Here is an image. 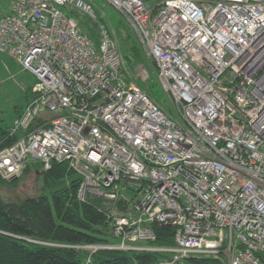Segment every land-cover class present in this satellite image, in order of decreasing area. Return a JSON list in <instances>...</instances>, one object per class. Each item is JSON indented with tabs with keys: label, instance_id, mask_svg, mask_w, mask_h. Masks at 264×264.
<instances>
[{
	"label": "built area",
	"instance_id": "2783aa9c",
	"mask_svg": "<svg viewBox=\"0 0 264 264\" xmlns=\"http://www.w3.org/2000/svg\"><path fill=\"white\" fill-rule=\"evenodd\" d=\"M106 1L155 62L171 112L134 80L90 1L14 0L0 52L35 82L0 149L1 177L67 162L78 199H100L118 239L78 248L264 264V0ZM69 9L95 22L96 43ZM161 224L172 246L147 244Z\"/></svg>",
	"mask_w": 264,
	"mask_h": 264
},
{
	"label": "trees",
	"instance_id": "16d2710c",
	"mask_svg": "<svg viewBox=\"0 0 264 264\" xmlns=\"http://www.w3.org/2000/svg\"><path fill=\"white\" fill-rule=\"evenodd\" d=\"M65 12L76 20L81 14L74 9ZM79 25L96 43V24L82 22ZM121 52L128 70L143 64L156 72L155 62L145 58L136 40L122 47ZM9 126L0 122V149L9 141ZM32 168L43 176V192L23 197L0 194V264H154L166 256L157 251L98 249L91 252L75 247L111 242L110 224L101 210V200L78 199L81 177L67 162L52 163L45 170L39 164H34ZM32 168L27 167L23 174ZM19 178L9 181L0 175V187L14 186ZM154 228L157 238L147 244L159 247L173 245L172 227L161 224ZM178 264L221 262L213 258L186 257Z\"/></svg>",
	"mask_w": 264,
	"mask_h": 264
},
{
	"label": "rangeland",
	"instance_id": "374dc122",
	"mask_svg": "<svg viewBox=\"0 0 264 264\" xmlns=\"http://www.w3.org/2000/svg\"><path fill=\"white\" fill-rule=\"evenodd\" d=\"M93 6L99 20H101L112 32L118 49L130 45L137 39L123 16L113 8L106 0H88ZM13 0H0V15L11 12ZM78 23L86 22L93 24L84 14L77 18ZM80 26V25H79ZM138 43V42H137ZM126 65V62L124 61ZM127 66V65H126ZM146 69L147 72L143 70ZM146 68L143 64L136 65L129 71L139 86L144 88L148 94L169 113L171 112V101L169 95L161 88L156 79V73ZM148 74L144 79L140 74ZM35 82L34 75L24 70L19 62L7 54L0 52V122L3 125H10L16 116L17 111L22 110L32 96V86ZM44 181L41 172L34 168L26 174H22L14 186L0 187V194L3 196H35L44 191ZM111 241L118 239L111 238Z\"/></svg>",
	"mask_w": 264,
	"mask_h": 264
},
{
	"label": "crops",
	"instance_id": "0c3cea01",
	"mask_svg": "<svg viewBox=\"0 0 264 264\" xmlns=\"http://www.w3.org/2000/svg\"><path fill=\"white\" fill-rule=\"evenodd\" d=\"M13 3H14V0H13V2H12V5H13ZM1 16V15H0Z\"/></svg>",
	"mask_w": 264,
	"mask_h": 264
},
{
	"label": "water",
	"instance_id": "95a60500",
	"mask_svg": "<svg viewBox=\"0 0 264 264\" xmlns=\"http://www.w3.org/2000/svg\"><path fill=\"white\" fill-rule=\"evenodd\" d=\"M13 180H15V179H12L11 181H13Z\"/></svg>",
	"mask_w": 264,
	"mask_h": 264
}]
</instances>
